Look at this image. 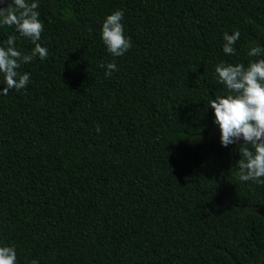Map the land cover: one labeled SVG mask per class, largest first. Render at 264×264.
Segmentation results:
<instances>
[{
	"label": "trees",
	"instance_id": "obj_1",
	"mask_svg": "<svg viewBox=\"0 0 264 264\" xmlns=\"http://www.w3.org/2000/svg\"><path fill=\"white\" fill-rule=\"evenodd\" d=\"M39 5L48 56L21 63L30 82L0 94V246L16 264H263L264 184L238 178L252 145L222 146L210 102L228 94L217 64L264 58L248 55L264 0ZM116 10L132 43L120 57L101 36ZM10 36L31 54L0 25V47Z\"/></svg>",
	"mask_w": 264,
	"mask_h": 264
},
{
	"label": "clouds",
	"instance_id": "obj_2",
	"mask_svg": "<svg viewBox=\"0 0 264 264\" xmlns=\"http://www.w3.org/2000/svg\"><path fill=\"white\" fill-rule=\"evenodd\" d=\"M7 0H0V5ZM39 0H12L5 8L0 6V25L15 26L21 36L31 40L34 48L30 55L22 53L14 47L15 36L7 40V47H0V74L4 85L0 94L7 95L11 89L17 91L25 88L30 82V74H19L16 70L21 63H29L39 56L44 60L48 56V49L42 47L41 40L44 31L43 22L39 19ZM124 12L116 10L108 15L102 25V41L107 51L115 57L125 55L132 47L131 38L124 33ZM240 32L234 34L224 33L223 52L235 55L233 45L239 40ZM249 56H264V46L258 42L251 47ZM101 68L105 65L101 64ZM106 77L117 70L115 63L107 64ZM215 73L219 82L226 86V96H216L211 100L210 108L214 110L215 123L219 125L222 146L236 144L241 139L243 144H251L252 150L242 147L241 159L237 162L240 169L238 178L241 181H253L264 184V58L244 64L219 63L215 66ZM99 131V128H97ZM17 254L14 247L0 246V264H16ZM31 264H38L33 260Z\"/></svg>",
	"mask_w": 264,
	"mask_h": 264
},
{
	"label": "rangeland",
	"instance_id": "obj_3",
	"mask_svg": "<svg viewBox=\"0 0 264 264\" xmlns=\"http://www.w3.org/2000/svg\"><path fill=\"white\" fill-rule=\"evenodd\" d=\"M10 2H12V0H7V2L6 3H3L2 5H0V6H3V7H7L8 6V4H10ZM259 43L261 46L262 45H264V35L263 36H261L257 41H256V43ZM256 43H255V45H256ZM3 77V74H0V78H2ZM211 133H209L208 135H206V136H210V137H214L215 135H210ZM216 136H218V137H221V132H218V134L216 135ZM244 143V141L241 139L239 142H237V143ZM259 211V213H261L263 216H264V208L262 209H259L258 210ZM264 264V263H263Z\"/></svg>",
	"mask_w": 264,
	"mask_h": 264
},
{
	"label": "water",
	"instance_id": "obj_4",
	"mask_svg": "<svg viewBox=\"0 0 264 264\" xmlns=\"http://www.w3.org/2000/svg\"><path fill=\"white\" fill-rule=\"evenodd\" d=\"M11 3V2H10ZM261 214V213H260ZM262 215V214H261ZM263 216V215H262Z\"/></svg>",
	"mask_w": 264,
	"mask_h": 264
}]
</instances>
